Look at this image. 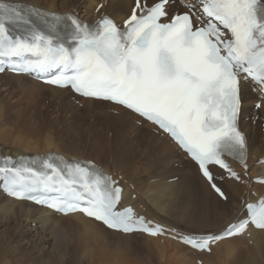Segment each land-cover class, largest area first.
<instances>
[{"label":"snow or ice","instance_id":"1","mask_svg":"<svg viewBox=\"0 0 264 264\" xmlns=\"http://www.w3.org/2000/svg\"><path fill=\"white\" fill-rule=\"evenodd\" d=\"M5 66L86 98L111 101L155 125L227 200L212 169L242 181L225 159L231 157L248 172L238 118L245 86L264 100V0H135L122 27L104 15L89 25L71 13L0 0V72ZM61 163L64 167L46 163L43 172L0 167V189L58 213H82L126 234L172 232L174 239L209 254L219 241L250 227L264 230V196L246 202L245 214L221 232L185 236L131 206L120 207L123 189L94 164Z\"/></svg>","mask_w":264,"mask_h":264},{"label":"bare ground","instance_id":"2","mask_svg":"<svg viewBox=\"0 0 264 264\" xmlns=\"http://www.w3.org/2000/svg\"><path fill=\"white\" fill-rule=\"evenodd\" d=\"M8 1L26 2L52 12L72 11L83 20L92 22L106 14L119 23L127 18L135 3V0H75L71 8L62 0ZM99 4L103 7L98 12ZM0 80H15L16 89L22 92L20 101L16 100L20 105L13 106L0 96V159L10 155L17 157L53 151L64 154L70 160L94 161L124 187L122 206L132 204L147 220L163 223L175 232L186 234L219 233L238 216L245 214L243 206L246 202L257 201L264 195V184L253 182L254 177H264V162L261 160L264 158V128L259 126L264 121V104L254 109L259 96L247 86L244 87L240 127L246 133L248 177L245 176V169L236 162L231 161V165L241 175L242 181L251 180L247 183L236 181L228 178L226 172L219 168H213L214 182L225 193V200L213 191L211 183L200 175L197 165L167 134L129 110L110 101L81 98L69 89H57L27 75L8 72L0 74ZM77 103L84 108L80 109ZM54 107L59 112L56 111L57 114L64 115L70 109V114L100 124L101 133L89 147L90 153L95 156L93 159V156L88 157L81 151L80 143L73 144L68 135L56 137L50 129L40 134L36 132L38 130L26 127V123H47L48 114ZM247 117L250 121H245ZM221 176L225 178L222 180ZM217 210L224 212L225 217L220 216L209 228L187 227V223L201 216L202 212L208 217ZM4 219L24 226L35 223L40 242L52 240L59 253L71 249L74 253L79 252L81 259L94 258L92 264H102L99 262L101 254H107L112 246L119 250L117 246L128 242L153 247L159 264H198L199 259L202 264H264V230L252 227L243 235L219 241L209 254L174 241L168 235L124 234L109 230L79 212L68 215L56 213L30 201L11 199L0 191V222ZM242 245L252 251L251 255L243 257L240 262L238 259L229 260L228 255L241 249ZM123 261L126 263V260ZM16 263L7 257L0 259V264ZM134 263L140 264L137 261Z\"/></svg>","mask_w":264,"mask_h":264},{"label":"rangeland","instance_id":"3","mask_svg":"<svg viewBox=\"0 0 264 264\" xmlns=\"http://www.w3.org/2000/svg\"><path fill=\"white\" fill-rule=\"evenodd\" d=\"M62 1L64 3H69L71 8L75 5V0ZM16 87L15 80H0V96L2 98L4 97L6 102L13 103V106L15 104H21L16 100L22 97V92L18 91ZM77 105L80 109L84 108V106H79V103H77ZM56 111L57 109L55 107L52 108L51 112L48 114L49 121L47 123H43V125L26 123V127L30 126L29 128L32 131L38 130L36 132L40 134L50 129L52 133H55L56 137H59V135H68L71 140L74 141L73 144L75 142L80 143L79 146L81 147V151L85 152L88 157L93 156V159L95 156L93 153H90L89 147L95 142V137L101 133L99 132L100 124L91 122L85 118L83 119V117L80 118L72 115L69 113L71 111L70 109L64 115L57 114ZM81 113L76 112V114L83 115V111ZM245 121H250L249 117H247ZM254 125L256 126L257 124L255 123ZM259 126L264 128V121ZM26 129L27 128L24 130ZM105 135L106 133H104V136ZM78 137L81 138L80 141H78ZM245 176L247 177V175ZM212 215H214V217H212ZM209 216L203 215L202 212L201 216H196L194 219L192 218L191 223H187L188 225H186L190 229H207L211 224L213 225L220 216L225 217L224 212L220 210L212 212ZM4 220L0 222V259L7 257L11 262L15 260L17 262L16 264H92L94 262V258L81 259L80 253H74L71 249H67L66 251L62 250V252L59 253L58 250L54 248L55 243L52 240L45 241L44 243H42V241L40 242V236L36 231L35 223L24 226L16 221L9 222L7 219ZM247 237L250 239V235H247ZM246 245L248 246L249 244ZM247 246L242 245L241 249L229 254V260L238 259L237 261L240 262V259H243V257L245 258L246 256V258H248L252 251H249ZM112 247L107 254H101L99 262L102 264H135L134 261H137L140 264H159L156 258L157 253L152 249L153 247L134 244L133 242H128L121 247L117 246L119 250H116L114 246ZM136 248L139 250H136ZM123 259L126 260V263ZM200 262L201 259H199L198 264H202Z\"/></svg>","mask_w":264,"mask_h":264}]
</instances>
